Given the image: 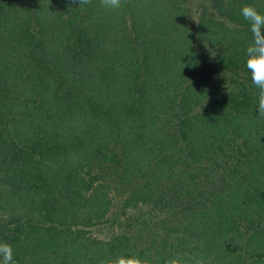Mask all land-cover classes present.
Returning <instances> with one entry per match:
<instances>
[{"label":"trees","instance_id":"trees-1","mask_svg":"<svg viewBox=\"0 0 264 264\" xmlns=\"http://www.w3.org/2000/svg\"><path fill=\"white\" fill-rule=\"evenodd\" d=\"M245 4L264 11V0L194 13L188 0L114 13L99 0H0V209L11 203L0 242L14 263L180 250L264 264Z\"/></svg>","mask_w":264,"mask_h":264},{"label":"clouds","instance_id":"clouds-1","mask_svg":"<svg viewBox=\"0 0 264 264\" xmlns=\"http://www.w3.org/2000/svg\"><path fill=\"white\" fill-rule=\"evenodd\" d=\"M128 0H99L100 6L109 13L119 12ZM79 7L90 5L92 0H72ZM240 15L249 25L251 40L244 49L245 67L251 83L257 90L254 110L264 117V11L254 4L241 7ZM0 264H14V249L8 242H0ZM100 264H207L205 257L189 251H173L163 260L158 256L122 252L107 257Z\"/></svg>","mask_w":264,"mask_h":264},{"label":"rangeland","instance_id":"rangeland-1","mask_svg":"<svg viewBox=\"0 0 264 264\" xmlns=\"http://www.w3.org/2000/svg\"><path fill=\"white\" fill-rule=\"evenodd\" d=\"M188 5L190 7L191 12L194 13V11L197 8H200L202 6H210L211 5V0H200L197 2V0H188ZM2 110V109H1ZM3 112V111H2ZM1 113V112H0ZM5 119L8 120L7 114L5 112L2 113V115H0V134L1 135H5L6 131H5V126L3 125L5 122ZM1 151V150H0ZM1 187V185H0ZM9 204H11L10 202L8 203H3V206L0 209V223H4L6 222V220H10L11 218L8 217L7 215V210L10 208ZM16 264H19L17 262H15ZM14 263V264H15Z\"/></svg>","mask_w":264,"mask_h":264}]
</instances>
